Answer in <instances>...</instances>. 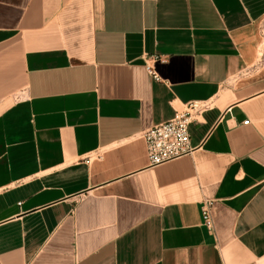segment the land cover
<instances>
[{
  "label": "crops",
  "instance_id": "crops-1",
  "mask_svg": "<svg viewBox=\"0 0 264 264\" xmlns=\"http://www.w3.org/2000/svg\"><path fill=\"white\" fill-rule=\"evenodd\" d=\"M0 264H264V0H0Z\"/></svg>",
  "mask_w": 264,
  "mask_h": 264
},
{
  "label": "built area",
  "instance_id": "built-area-1",
  "mask_svg": "<svg viewBox=\"0 0 264 264\" xmlns=\"http://www.w3.org/2000/svg\"><path fill=\"white\" fill-rule=\"evenodd\" d=\"M148 58L146 70L156 77ZM208 108L205 99H189L174 108L173 115L166 121L155 124L140 133L143 140L148 166H156L183 155L190 154L194 146L190 144L188 125L195 121ZM201 225L211 230V201L203 200L200 206Z\"/></svg>",
  "mask_w": 264,
  "mask_h": 264
}]
</instances>
